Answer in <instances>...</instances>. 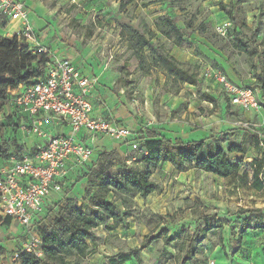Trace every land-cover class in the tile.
Segmentation results:
<instances>
[{
	"label": "rangeland",
	"instance_id": "374dc122",
	"mask_svg": "<svg viewBox=\"0 0 264 264\" xmlns=\"http://www.w3.org/2000/svg\"><path fill=\"white\" fill-rule=\"evenodd\" d=\"M21 1L32 11L30 18L43 45L98 79L101 95L108 100L102 115L131 132L126 142L118 143L127 165L146 169L140 163L144 151L140 132L146 129L172 140H206L223 149L231 161L240 155L228 154V148L241 143L245 130L264 139L263 93L256 91L259 110L245 112L229 104L222 87L210 79L213 73H222L234 84L255 89L264 81V0ZM167 16L185 33L181 45L156 26ZM224 24L226 35L219 32ZM9 26L0 19V34L12 37ZM133 28L149 40L142 64L129 48ZM155 51L180 62L197 76L196 83L174 82L156 62ZM10 113L9 105L0 109V144L14 139L5 120ZM250 139L243 168L228 179L197 170L179 173L170 164H160L152 170L158 192L135 198L127 210L130 216L115 229H108L111 221L95 229L88 242L93 254L82 264H108L107 257L138 249L152 236L159 239L139 254V260L126 264H264V231L238 236L246 217L240 216L242 210L264 211V188L253 187L256 178L264 182V147ZM97 144L101 152L108 151L101 145L111 142ZM204 155L205 150L200 156ZM85 183L77 185V195V191L66 195L70 188L64 193L90 209ZM206 218L222 229L209 232L199 253L185 262L189 244L205 227ZM165 235L177 238L167 245ZM25 242L26 230L0 217V264H13Z\"/></svg>",
	"mask_w": 264,
	"mask_h": 264
},
{
	"label": "trees",
	"instance_id": "16d2710c",
	"mask_svg": "<svg viewBox=\"0 0 264 264\" xmlns=\"http://www.w3.org/2000/svg\"><path fill=\"white\" fill-rule=\"evenodd\" d=\"M0 19L5 25L7 24L8 21L2 16ZM156 26L165 37L173 39L176 45L183 43L185 33L176 25L173 18L167 16L156 23ZM132 32L134 36L130 41L132 43H129V48L142 64L145 57L144 49L149 44V40L134 28ZM155 53L156 62L161 65L166 75L173 78L174 82L191 85L196 83L197 76L183 69L176 59L161 51H155ZM47 62L48 58L44 54L34 55L29 46L19 37H6L0 34V109L9 105L12 92H19L43 78ZM240 85L252 88L255 92L259 90L264 95V81H258L256 89ZM209 98L213 101L212 97ZM227 100L230 104L228 98ZM12 113L5 117V120L14 139L12 143L8 140L1 142L0 165L6 163L12 156L20 157L27 152L20 126L22 122L29 124L30 117L20 116L17 110ZM251 132L245 130L241 143L228 148V154L240 155L236 161H231L223 149L207 144L206 140L189 142L181 139L172 140L162 136L156 129L140 132V139L144 146L140 163L146 166L145 170L127 165L118 150L110 152L97 150L93 161L76 171L75 178L72 175L66 179L67 182H71L69 185L71 191L79 183L87 180L85 197L90 199V209L84 208L77 198L52 196L46 204L44 213L33 220V231L42 240L43 257L38 258L22 252L21 249L17 253L18 260L13 264H82L83 260L93 254L88 242L93 241L95 229L108 226L107 223L110 221L112 225L108 226V229H115L130 216L127 210H130V205L135 198L146 199L158 192L159 186L152 180V170L157 169L160 164H170L179 173L197 170L221 179L238 176L244 166L250 138H254L255 146L264 147V139ZM204 150L205 155L200 156ZM114 168L117 170L109 175V171ZM253 187L257 191L262 190L264 182L256 178ZM69 190L66 195L71 193ZM78 192L75 194L77 195ZM239 214L246 216L239 227V239L246 233L264 231L263 209H244ZM3 219L7 223L13 222L11 218ZM216 228L222 229V225L213 226L208 218L205 219V227L194 234L189 244L185 262L199 253L201 244L207 240L208 233ZM164 238L168 245L177 237L168 239L165 235ZM158 239V236L147 238L140 248L126 254L107 257L106 260L108 264H126L134 258L139 260V254Z\"/></svg>",
	"mask_w": 264,
	"mask_h": 264
},
{
	"label": "built area",
	"instance_id": "2783aa9c",
	"mask_svg": "<svg viewBox=\"0 0 264 264\" xmlns=\"http://www.w3.org/2000/svg\"><path fill=\"white\" fill-rule=\"evenodd\" d=\"M0 16L9 23L18 22L21 29L13 36L22 39L34 55L48 58L43 78L11 93L10 114L17 110L20 116L30 117L29 124L20 126L27 152L0 165V217L11 218L26 230L22 252L42 258V240L33 231V220L44 213L52 196L65 197L69 188L66 179L93 161L101 138L124 143L131 132L109 117L94 116L92 92L97 78L87 76L72 61L57 57L43 45L25 3L0 0ZM227 26H219L222 35H226ZM210 79L222 87L232 106L245 112L259 110L252 88L234 84L222 73H213ZM48 126L63 131L51 134ZM25 136L34 139L32 146ZM18 258L15 255L13 262Z\"/></svg>",
	"mask_w": 264,
	"mask_h": 264
},
{
	"label": "crops",
	"instance_id": "0c3cea01",
	"mask_svg": "<svg viewBox=\"0 0 264 264\" xmlns=\"http://www.w3.org/2000/svg\"><path fill=\"white\" fill-rule=\"evenodd\" d=\"M21 1V0H20ZM24 3V2H23ZM25 5H26V7L29 9V11H30V14H32V11L30 10V8L27 6V4L25 3ZM32 21V20H31ZM32 25H33V22H32ZM33 26H35V25H33ZM35 28V27H34ZM21 29V25L18 23V22H10V26L6 29L8 32H13L12 33V36L13 35H15L16 33H18L19 32V30ZM36 30V29H35ZM74 64H76L74 61H72ZM77 65V64H76ZM78 66V65H77ZM79 67V66H78ZM80 68V67H79ZM81 69V68H80ZM82 70V69H81ZM82 72L84 73V74H86L87 76H89V77H95V76H93V75H91V74H88V73H86V72H84L83 70H82ZM92 95H93V101H94V107H95V110H94V116H96V117H98V118H100V117H106V116H103L102 115V113L104 114L105 113V110L108 108L107 107V104H108V100H106V99H104L103 98V96L101 95V86L99 85V82H98V79H97V85H96V87H95V89L93 90V92H92ZM48 131L51 133V134H54V133H56V134H58V133H61L62 131H63V129L61 128V127H55V126H48ZM25 139H27V142H28V144L29 145H33L34 144V139L32 138V137H27L26 138V136H25ZM102 140H107V141H109V142H111V144L109 145V144H103V145H101L102 147H104L105 149H107L109 152L112 150H118L119 149V145L120 144H118V143H116V142H112V141H110V140H108V139H105V138H101L100 139V141H102ZM99 146V144H97V147ZM221 179V178H220ZM222 180H224V179H222ZM82 182H85V180L84 181H82ZM86 184L87 183H85V187L83 188V189H86ZM78 186H79V188H80V184H78ZM78 186H76L73 190H72V192H71V194L72 193H74L75 191H78L79 190V188H78ZM77 188V189H76ZM82 189V190H83ZM81 190V191H82Z\"/></svg>",
	"mask_w": 264,
	"mask_h": 264
}]
</instances>
